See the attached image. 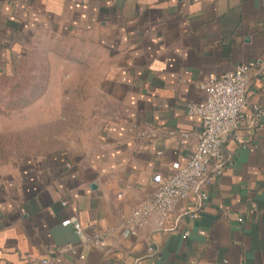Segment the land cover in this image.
I'll return each instance as SVG.
<instances>
[{
	"label": "crops",
	"instance_id": "obj_1",
	"mask_svg": "<svg viewBox=\"0 0 264 264\" xmlns=\"http://www.w3.org/2000/svg\"><path fill=\"white\" fill-rule=\"evenodd\" d=\"M6 25L15 44L29 34L74 39L109 107L91 154L0 173V264H264V117L252 124L253 106L264 111V0H0ZM240 65L253 76L251 106L224 140V174L165 229L153 221L132 236L124 219L149 197L153 176L196 151L201 124L187 106L204 99L200 85ZM151 126L191 137H142ZM70 218L87 236L103 233L105 247H80L62 225Z\"/></svg>",
	"mask_w": 264,
	"mask_h": 264
},
{
	"label": "rangeland",
	"instance_id": "obj_2",
	"mask_svg": "<svg viewBox=\"0 0 264 264\" xmlns=\"http://www.w3.org/2000/svg\"><path fill=\"white\" fill-rule=\"evenodd\" d=\"M7 29L0 27V173L57 153L91 154L109 107L88 78L93 65L74 39L29 34L15 44Z\"/></svg>",
	"mask_w": 264,
	"mask_h": 264
},
{
	"label": "built area",
	"instance_id": "obj_3",
	"mask_svg": "<svg viewBox=\"0 0 264 264\" xmlns=\"http://www.w3.org/2000/svg\"><path fill=\"white\" fill-rule=\"evenodd\" d=\"M252 80L250 69L240 65L226 74L212 76L200 85L204 99L187 106L188 115L198 119L201 124V130L196 135V151L186 164L175 162L166 174L153 176L149 185V197L133 208L124 219L125 228L132 236H137L153 221H156L161 229H165L177 207L194 194H199L202 200H207L204 187L214 179L220 178L225 171L222 152L224 140L238 130L245 120L247 108L251 106L248 97ZM263 117L264 111L253 106V126H261ZM141 135L150 139L170 136L178 138L181 144H186L191 137L187 133L154 126L144 129ZM191 217L195 219L198 215ZM62 225L74 230L80 247L100 250L106 245L103 233L87 236L77 218H70ZM69 253L77 256V248L71 247ZM54 255L55 252L50 250L49 256ZM80 258L84 259L85 256ZM53 263L48 259L41 262Z\"/></svg>",
	"mask_w": 264,
	"mask_h": 264
},
{
	"label": "trees",
	"instance_id": "obj_4",
	"mask_svg": "<svg viewBox=\"0 0 264 264\" xmlns=\"http://www.w3.org/2000/svg\"><path fill=\"white\" fill-rule=\"evenodd\" d=\"M5 74H6V73H5ZM5 74H4V75H5Z\"/></svg>",
	"mask_w": 264,
	"mask_h": 264
}]
</instances>
